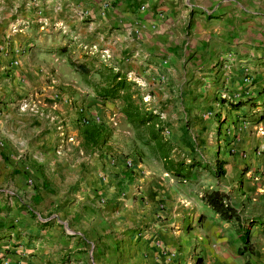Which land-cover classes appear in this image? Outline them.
<instances>
[{
    "label": "crops",
    "instance_id": "1",
    "mask_svg": "<svg viewBox=\"0 0 264 264\" xmlns=\"http://www.w3.org/2000/svg\"><path fill=\"white\" fill-rule=\"evenodd\" d=\"M63 47L125 73L207 175L137 151ZM83 117L111 130L104 146L83 147ZM0 264H264V0H0Z\"/></svg>",
    "mask_w": 264,
    "mask_h": 264
},
{
    "label": "trees",
    "instance_id": "2",
    "mask_svg": "<svg viewBox=\"0 0 264 264\" xmlns=\"http://www.w3.org/2000/svg\"><path fill=\"white\" fill-rule=\"evenodd\" d=\"M59 55L66 56L73 71L82 77L97 100L117 105L119 113L123 115L132 133L133 142L139 146L137 151L147 152L166 173L179 181L189 182L195 177L198 168H201L199 164L194 161L186 162L187 158L183 152L169 140L160 114L147 106L141 88L128 80L125 73L108 65H101L96 69L89 68L67 54L66 47L59 50ZM111 134L110 129L100 122L95 123L91 120H86L79 129L82 145L86 149L104 146ZM224 173L223 167H218L216 177H221ZM201 200L221 221L227 223L240 221V215L230 205L228 196L219 190L205 191ZM252 223L253 221L249 222L250 225Z\"/></svg>",
    "mask_w": 264,
    "mask_h": 264
},
{
    "label": "rangeland",
    "instance_id": "3",
    "mask_svg": "<svg viewBox=\"0 0 264 264\" xmlns=\"http://www.w3.org/2000/svg\"><path fill=\"white\" fill-rule=\"evenodd\" d=\"M65 66L69 69V71H70V76H75L76 78H79V81H83V79H82V77L79 75V74H77L76 72H74L73 71V69L71 68V66L69 65V63H68V61L65 63ZM65 67V68H66ZM67 68L66 69H64L63 70V73H64V75L65 76H67L68 78H71L69 75H68V72H67ZM72 74V75H71ZM52 119H53V117H52ZM52 119H50L51 121H52ZM49 120V121H50ZM183 152V151H182ZM183 154L185 155V157L187 158L186 160V162L187 163H190L191 161H194L193 159H191L190 157H191V155H187L188 153H185V152H183ZM194 162H196V161H194ZM198 163V162H197ZM199 164V163H198ZM199 166V165H198ZM201 166V165H200ZM199 169V168H198ZM202 169V173L203 174H206L207 175V170H208V167H202L201 168ZM204 169H207L206 171H204ZM209 178H210V181H212L213 183L215 182V180H216V177H213V176H209ZM197 174L195 175V177L192 179V180H194L195 182H197ZM192 180H190L189 182H191ZM194 196H195V194H193ZM196 197V203L198 204V206L200 207V210H202L203 212H205L206 211V213H212V212H209L208 210V208H206L205 207V205H203L202 206V204H201V202H200V200L199 199H197V196H195ZM203 208H204V210H203ZM206 208V209H205ZM197 249H199V247L197 248Z\"/></svg>",
    "mask_w": 264,
    "mask_h": 264
},
{
    "label": "built area",
    "instance_id": "4",
    "mask_svg": "<svg viewBox=\"0 0 264 264\" xmlns=\"http://www.w3.org/2000/svg\"><path fill=\"white\" fill-rule=\"evenodd\" d=\"M103 54H104V56H106L107 54H106V52H104L103 51ZM108 56V55H107ZM13 65H17V61H13ZM27 106L25 105H22L21 106V109H24V108H26ZM83 112H84V109L83 108H78L77 109V113L78 114H83ZM87 119L86 118H81L80 119V124L82 125V124H84L85 123V121H86ZM94 122H96V123H99L100 122V119L99 118H96L95 120H93ZM112 124V126H117V124L115 123V122H111ZM72 139H70V141H71ZM123 166H124V168L125 169H127V170H129V169H131L132 168V166H133V164H132V161L130 160V159H127V160H125L124 162H123ZM172 256H174V254H170V258L172 257Z\"/></svg>",
    "mask_w": 264,
    "mask_h": 264
}]
</instances>
